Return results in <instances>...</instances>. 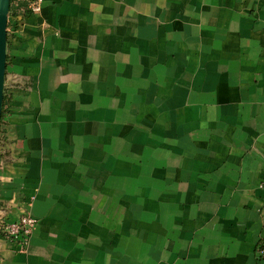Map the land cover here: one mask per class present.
Wrapping results in <instances>:
<instances>
[{
	"label": "crops",
	"instance_id": "1",
	"mask_svg": "<svg viewBox=\"0 0 264 264\" xmlns=\"http://www.w3.org/2000/svg\"><path fill=\"white\" fill-rule=\"evenodd\" d=\"M19 8L0 216L37 224L0 264H264V0Z\"/></svg>",
	"mask_w": 264,
	"mask_h": 264
},
{
	"label": "built area",
	"instance_id": "2",
	"mask_svg": "<svg viewBox=\"0 0 264 264\" xmlns=\"http://www.w3.org/2000/svg\"><path fill=\"white\" fill-rule=\"evenodd\" d=\"M10 2L16 6L23 4L24 6H20V8L34 13L40 11L43 0H10ZM261 186L264 187V178L261 181ZM36 224L37 219L26 213L15 220H7L0 216V234L19 245V248L22 249L25 247V243H27ZM256 257L264 261V243L256 248Z\"/></svg>",
	"mask_w": 264,
	"mask_h": 264
},
{
	"label": "water",
	"instance_id": "3",
	"mask_svg": "<svg viewBox=\"0 0 264 264\" xmlns=\"http://www.w3.org/2000/svg\"><path fill=\"white\" fill-rule=\"evenodd\" d=\"M10 0H0V118L3 104V88L6 67L7 23Z\"/></svg>",
	"mask_w": 264,
	"mask_h": 264
},
{
	"label": "trees",
	"instance_id": "4",
	"mask_svg": "<svg viewBox=\"0 0 264 264\" xmlns=\"http://www.w3.org/2000/svg\"><path fill=\"white\" fill-rule=\"evenodd\" d=\"M20 6L22 7V6H24V5L21 4ZM14 7H16V6H14L12 2H10V11L14 10V9H13Z\"/></svg>",
	"mask_w": 264,
	"mask_h": 264
}]
</instances>
